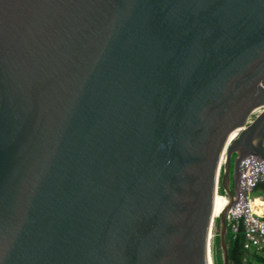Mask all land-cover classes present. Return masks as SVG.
I'll use <instances>...</instances> for the list:
<instances>
[{"label": "water", "instance_id": "obj_1", "mask_svg": "<svg viewBox=\"0 0 264 264\" xmlns=\"http://www.w3.org/2000/svg\"><path fill=\"white\" fill-rule=\"evenodd\" d=\"M263 135L264 0H0V264H230Z\"/></svg>", "mask_w": 264, "mask_h": 264}, {"label": "built area", "instance_id": "obj_2", "mask_svg": "<svg viewBox=\"0 0 264 264\" xmlns=\"http://www.w3.org/2000/svg\"><path fill=\"white\" fill-rule=\"evenodd\" d=\"M262 143L264 145V135ZM259 183H264V158L247 154L239 161L238 188L226 210L227 226L233 232L242 230L245 247L259 245L264 240V198L252 194Z\"/></svg>", "mask_w": 264, "mask_h": 264}, {"label": "trees", "instance_id": "obj_3", "mask_svg": "<svg viewBox=\"0 0 264 264\" xmlns=\"http://www.w3.org/2000/svg\"><path fill=\"white\" fill-rule=\"evenodd\" d=\"M252 192L264 198V183L257 184ZM226 242L230 264H264V240L259 245L245 247L242 230L233 232L227 226Z\"/></svg>", "mask_w": 264, "mask_h": 264}, {"label": "bare ground", "instance_id": "obj_4", "mask_svg": "<svg viewBox=\"0 0 264 264\" xmlns=\"http://www.w3.org/2000/svg\"><path fill=\"white\" fill-rule=\"evenodd\" d=\"M238 135H239L238 132H232V133L229 135L227 141L232 140V138H236ZM224 157H225V154H224ZM224 157H223V161H224ZM224 196H225V195H224ZM228 201H229V200H228L227 196H225V209H226V210H227V209L229 208V206H230V205H228V203H229Z\"/></svg>", "mask_w": 264, "mask_h": 264}, {"label": "flooded vegetation", "instance_id": "obj_5", "mask_svg": "<svg viewBox=\"0 0 264 264\" xmlns=\"http://www.w3.org/2000/svg\"><path fill=\"white\" fill-rule=\"evenodd\" d=\"M233 156L235 155V153L232 154ZM232 167H233V162H231V166H230V172H232ZM234 186L233 182H232V177H230V187L232 188Z\"/></svg>", "mask_w": 264, "mask_h": 264}, {"label": "rangeland", "instance_id": "obj_6", "mask_svg": "<svg viewBox=\"0 0 264 264\" xmlns=\"http://www.w3.org/2000/svg\"><path fill=\"white\" fill-rule=\"evenodd\" d=\"M252 194H253V192H252ZM224 195H226V193L224 192ZM254 196H257V194H253ZM227 196V195H226ZM260 196V195H259ZM227 198H228V196H227Z\"/></svg>", "mask_w": 264, "mask_h": 264}]
</instances>
